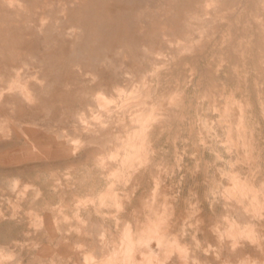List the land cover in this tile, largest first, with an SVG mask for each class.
<instances>
[{
    "label": "rangeland",
    "instance_id": "374dc122",
    "mask_svg": "<svg viewBox=\"0 0 264 264\" xmlns=\"http://www.w3.org/2000/svg\"><path fill=\"white\" fill-rule=\"evenodd\" d=\"M0 264H264V0H0Z\"/></svg>",
    "mask_w": 264,
    "mask_h": 264
},
{
    "label": "bare ground",
    "instance_id": "6f19581e",
    "mask_svg": "<svg viewBox=\"0 0 264 264\" xmlns=\"http://www.w3.org/2000/svg\"><path fill=\"white\" fill-rule=\"evenodd\" d=\"M31 159V158H30ZM22 160V159H21Z\"/></svg>",
    "mask_w": 264,
    "mask_h": 264
}]
</instances>
